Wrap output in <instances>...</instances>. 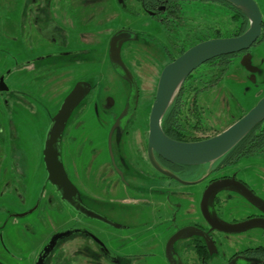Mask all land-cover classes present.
I'll list each match as a JSON object with an SVG mask.
<instances>
[{"label": "flooded vegetation", "instance_id": "flooded-vegetation-1", "mask_svg": "<svg viewBox=\"0 0 264 264\" xmlns=\"http://www.w3.org/2000/svg\"><path fill=\"white\" fill-rule=\"evenodd\" d=\"M98 1L20 0L18 2L20 3V14L17 19L18 27L15 30L17 39L14 38L18 50H16L17 57H14L12 68L28 77L30 89L26 91L22 87H18L20 86L18 84L16 89H12L6 82V75L9 74L10 69L0 72V79L2 78L7 86V90L0 91L3 103L6 104L7 97L11 96L14 102L30 106L24 97L26 94L37 92L46 97V91L42 86L54 84L57 77L62 81L64 72L66 73L68 68H73V65L79 67L92 61L89 54L96 49L99 42L96 43L93 40L92 32L87 30L90 29L97 33L96 40L104 33L107 25H103L102 29L99 24L98 28L87 30L80 28L79 21L82 19L73 13V5L78 9L89 7L100 12L103 7ZM204 1L212 3V0H116L120 9L128 13L132 12L131 2L138 4L141 12L152 17L164 27L165 25L169 26L170 23L176 25L183 23L180 15L181 4ZM262 25H264L263 21ZM118 31L133 33L130 39L120 45V58L130 72L132 82L119 75L109 58L110 40ZM70 36L76 38L77 42L82 43V40H86L92 44L82 50L77 49L78 47L76 49L69 48ZM103 36H107V38L102 44L99 43L98 47L105 51V63L125 84L122 104L112 110L115 104L114 99L105 98L101 103L103 114L100 115L98 98L90 99L96 87L90 80L93 77L91 75L80 79L75 78L71 87L62 95L55 107L46 108L44 106L48 113V131L52 117L75 84L86 82L89 85L85 96L68 116L56 146L63 171L78 192L79 200L75 204L88 209L99 218H93L76 211L70 203L61 199L59 192L47 179L42 147L41 162L45 171V186L47 184L50 186L43 207L56 208L57 210L58 207H61L60 203L62 202L66 207L75 211L80 220L77 219L69 226L52 232L37 257L55 233L67 231L66 235L56 240L52 250L42 257V264H70L69 260L63 256V250L58 244L73 235L82 239L81 250L90 257L91 261L95 262L93 264H99L100 260L108 264H148L146 262L154 258H162L169 264L165 256L167 242L178 230L189 227L190 231L195 233L172 243V250L182 264H264V246L256 244L258 236L264 237V228L254 226L239 232L219 231L215 228L212 229L211 223L206 221L200 211L203 192L210 184L218 180H224L223 185L226 184L227 188L235 185V182H240L255 196L261 198L256 189L239 173L244 160L254 158L256 155L222 156L212 163L180 165L170 163L153 152L157 166L169 171L172 177L160 172L148 157V116L146 117V128L140 130L134 126L140 90L132 66L142 67L137 60H131L134 51L131 50V45L135 41H138L144 48L150 47L151 44L144 40L141 33L126 26L110 31L107 35L105 32ZM203 36L202 34L198 38ZM191 40L197 41L195 37ZM191 40L187 43L194 42ZM32 41L35 45L34 50L19 52L20 46L26 49L25 47L32 46ZM187 43L185 44L187 45ZM185 44H173L177 46L175 52L162 47V55H166L168 58L167 63L179 55L178 52ZM45 45L50 48L46 49ZM248 50L235 53L230 57V60L236 57L241 59L244 53L249 52ZM83 53L86 57L82 59L80 54ZM19 56L20 58H18ZM158 60L160 59L157 58L156 61ZM164 65L160 64L159 68L157 67L158 74ZM60 68L64 70L59 71ZM215 73L210 74L201 87L178 95L175 103L178 106V119L175 124L171 121L168 128L162 129L168 137L179 141H196L194 139L197 137L201 139L209 137L196 136L197 121L201 118L200 114H197L199 107L196 95L205 92L218 82L220 78L216 83L212 82ZM192 80L194 84L198 78L192 77ZM133 87L137 90L134 112L126 121L124 118L118 119ZM39 101L45 103L42 99ZM188 117H190L189 121ZM117 120L119 121L117 122ZM177 121L180 122V126L177 125ZM0 139L2 141V138ZM13 159L11 156V160ZM42 194L40 193L35 206L30 209L31 211L22 215L30 213L40 206ZM133 207L137 208H134L137 214L136 222H132V219L128 220L129 215L122 212L124 208L132 210ZM212 210L218 221L228 224L264 219V213L255 204L229 189H223L216 193L212 202ZM110 211L113 213L114 219L111 217ZM115 216L116 220H120L116 221ZM214 223L216 222L214 221ZM94 226L98 228L99 234L89 228ZM104 235L105 238L112 241V247L102 239Z\"/></svg>", "mask_w": 264, "mask_h": 264}, {"label": "rangeland", "instance_id": "rangeland-1", "mask_svg": "<svg viewBox=\"0 0 264 264\" xmlns=\"http://www.w3.org/2000/svg\"><path fill=\"white\" fill-rule=\"evenodd\" d=\"M19 1L0 0V72L10 69L9 74L6 75L8 85L12 89H16L18 84L20 85L18 87L28 91L30 89L28 77L12 68L14 57H17L16 50H18L14 38L17 39L15 30L18 27L17 19L20 14ZM254 1L259 7L264 22V0ZM98 3H101L103 7L100 12L89 7L78 9L73 5V13L82 19L79 21L80 28L87 30L102 26L100 27L102 29L103 25H107L104 31L107 35L110 31L126 26L141 33L144 40L151 44L150 47L144 48L138 41H135L131 45V50H134L131 60H137L142 67L132 66L140 90L134 126L140 130L146 128V117L149 114L150 103L155 92L159 65L167 64L168 58L166 55H162V47L175 52L177 46L173 44L183 45L194 37L197 40L202 34L210 37L214 30H218L223 37H226L230 35L234 26L229 9L216 1L181 4L180 15L183 23L180 25L170 23L165 27L141 12L139 5L134 2L130 4L131 13L122 11L116 0H99ZM87 31L92 32L93 40L96 43L102 44L107 38V36H103V33L95 40L97 33L90 29ZM32 40L34 41V38ZM33 41L31 42L32 46L25 47L26 49L20 46L19 52L34 50ZM191 41L195 42V40ZM99 43L96 49L89 54L92 59L90 63L87 62L79 67L73 65V68H68L67 72H64L62 81L57 77L54 84L42 86L46 91V97L37 92L26 94L24 97L30 106L18 104L16 101L15 103L11 96L7 97L5 104L0 97V138H2V141L0 139V264H35L38 252L52 232L69 226L77 219L80 220L77 213L62 202L60 203L61 207H58L57 210L56 208L43 207L50 186L48 184L45 186V171L41 162V153L44 136L49 126L46 108L55 107L62 95L71 87L75 78L93 76L90 80L96 87L90 99L98 98L100 115L103 114L101 103L105 98L114 99L115 104L112 110L122 104L125 84L113 72L112 68H108L104 60L105 51L98 47ZM90 44L92 43L86 40H82L81 43L77 42L76 38L69 37V48L76 49L78 47L77 49L82 50L85 47H90ZM187 45L185 44L184 47ZM45 48L49 49L50 47L45 45ZM248 51L251 55L252 65L257 68L254 81L240 64V58L236 57L230 61L214 86L196 95L199 107L197 114L201 116L197 121L199 128L196 131V136H211L216 131L223 130L245 114L264 94V37L256 41ZM84 54H80V58L86 57ZM157 58L160 60L156 61ZM61 70L64 69L60 68L59 71ZM216 71L214 67L210 68L206 64H201L193 72V77L198 78V81L194 83V88L201 87L204 80ZM38 98L45 103L39 101ZM188 118L189 121L190 117ZM105 133L106 129L104 138ZM11 156H13V160H11ZM239 173L264 199V153L244 160ZM40 193H43L42 201L36 210L22 216L16 215L26 213L33 208ZM134 208L136 207L132 208L133 212L129 209H122L123 213L129 215L127 219H132V222L137 221ZM113 216L111 212V217ZM89 228L99 234L97 227ZM102 239L108 246H113L112 241L105 238V235ZM82 244V239L73 235L62 240L58 246L63 250V256L69 260L70 264L95 263L81 250ZM256 244L264 246V237L258 236ZM146 263L167 264L162 258H154ZM99 264L108 263L100 260Z\"/></svg>", "mask_w": 264, "mask_h": 264}, {"label": "water", "instance_id": "water-1", "mask_svg": "<svg viewBox=\"0 0 264 264\" xmlns=\"http://www.w3.org/2000/svg\"><path fill=\"white\" fill-rule=\"evenodd\" d=\"M247 18L249 24L247 29L236 36L214 37L199 41L185 49L181 54L168 62L161 69L154 92V98L148 114V157L150 162L163 174L172 177V174L157 166L153 152L164 160L180 165H200L212 163L226 154L238 141H240L251 129L264 120V94L257 102L236 121L228 125L222 131L196 141H179L168 137L162 130L161 120L167 108L177 95L187 77L201 64L227 54L239 53L248 50L260 37L262 29V16L258 5L254 0H225ZM133 33L129 31L116 32L109 47V58L115 70L121 77L132 80L130 72L124 66L120 58V45L130 39ZM240 64L250 73L254 81L257 68L251 63V55L246 52L240 59ZM132 82V81H131ZM133 84V83H132ZM89 89L86 82H78L64 98L58 111L52 117L51 125L46 133L43 146V162L47 173V179L59 192L61 199L79 212L99 218L98 215L75 204L79 200L77 189L67 179L62 164L59 160V151L56 143L59 141L64 124L72 109L85 96ZM7 90L6 84L0 79V91ZM137 100V90H133L128 96L126 106L118 119L124 121L130 118L134 112ZM119 120H117L118 122ZM116 122V123H117ZM224 180L215 181L203 192L200 201V211L212 229L224 232H239L250 227L264 228V219L246 220L237 224H228L218 221L212 210L213 198L218 191L229 189L241 194L248 201L255 204L264 213V200L255 196L240 182L227 188L223 185ZM31 211V210H30ZM22 215V214H19ZM214 221L216 223H214ZM193 233L189 227L178 230L167 242L165 256L169 264H182L180 259L172 250V243L177 239L191 236ZM199 233V232H197ZM202 234V232H200ZM67 234V231L55 233L48 243L43 247L35 264H42V257L49 253L57 239Z\"/></svg>", "mask_w": 264, "mask_h": 264}, {"label": "trees", "instance_id": "trees-1", "mask_svg": "<svg viewBox=\"0 0 264 264\" xmlns=\"http://www.w3.org/2000/svg\"><path fill=\"white\" fill-rule=\"evenodd\" d=\"M212 1L219 2L220 4H223L229 9L231 20L234 23V26L229 36L239 35L247 29L249 22L239 9H237L230 3L226 2L225 0H212ZM210 37L214 38V37H223V36L221 32H219L218 30H214L213 35ZM210 37H207L206 35H204L202 38H198L197 41L189 43L188 46L182 47V49L178 53L181 54L185 49L192 46L193 44L199 41L205 40V39H209ZM263 37H264V25H262L261 35L257 39V41H259ZM234 54L221 55V56L215 57L204 63L209 67L216 68L217 70L216 74L213 75V78H212L213 83H216L217 80L222 76V73L224 72V70L226 69V67L231 61L230 57L234 56ZM193 72L187 77V79L181 86L180 90L178 91L177 95L175 96V98L173 99L169 107L167 108L165 114L163 115L162 120H161V127L163 130H165L166 128L170 126L169 123L171 121L173 124H175L176 120L178 119V114H177L178 106L175 104L177 101L178 95L180 93L189 92V91H192L193 89H197V88H194L195 86L192 80V77L194 74ZM177 125L180 126L181 125L180 122H178ZM200 139L201 138L197 137V139H194V140H200ZM262 153H264V120L260 122L259 124H257L253 129H251L226 154H224L223 157L231 156V155H233L234 157L253 156V155H260Z\"/></svg>", "mask_w": 264, "mask_h": 264}]
</instances>
